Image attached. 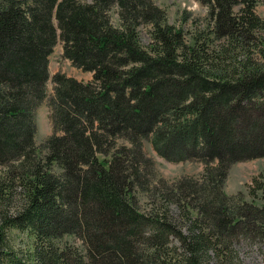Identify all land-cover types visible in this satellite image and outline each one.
I'll return each instance as SVG.
<instances>
[{
  "label": "trees",
  "instance_id": "1",
  "mask_svg": "<svg viewBox=\"0 0 264 264\" xmlns=\"http://www.w3.org/2000/svg\"><path fill=\"white\" fill-rule=\"evenodd\" d=\"M196 1L205 26L186 35L154 0H0V264H245L235 244L264 241V200L221 192L232 164L264 156V19L258 0ZM58 40L92 78L56 72L48 95ZM144 140L202 172L149 181ZM11 229L33 244L15 250Z\"/></svg>",
  "mask_w": 264,
  "mask_h": 264
},
{
  "label": "rangeland",
  "instance_id": "2",
  "mask_svg": "<svg viewBox=\"0 0 264 264\" xmlns=\"http://www.w3.org/2000/svg\"><path fill=\"white\" fill-rule=\"evenodd\" d=\"M154 2L165 10L169 23L181 27L186 35H188L189 31H193L196 28V23L198 22V27L203 28L205 26L206 8L196 0H154ZM240 5L235 6V9L238 10ZM255 12L264 19V0H258ZM184 15L187 16L186 21H183ZM113 20L114 23H117L115 15H113ZM146 28L147 26H144L140 32L141 44L144 47H148L150 42ZM49 72L50 76L55 72H63L68 76L82 80H88L91 77L90 72L74 66L68 58L62 55V43L60 40H58L50 55ZM46 89L48 95H50L53 91L51 78L47 81ZM49 114L50 108L47 99H45L35 110V142L37 145L42 143L52 133ZM143 150L146 156L153 161L152 168L143 170L144 178L149 181L159 179L160 182L165 181L171 187L176 180L197 179L203 170V163L196 160L172 162L161 158L148 140L143 141ZM1 176L5 178L6 174L4 173ZM165 182L160 183V186L163 187V184H166ZM263 185L264 156L232 164L225 175L221 192L227 196L242 198L241 200H245L248 203L254 202L257 204L264 200L262 196ZM133 193L135 195L134 201L137 207L139 206V209H151L152 199L144 194V190L137 191V189H134ZM170 208L177 210L175 204H172ZM10 234L13 237L15 250L26 249L34 242L33 238L26 232L18 231L17 229H11ZM242 239L235 244V247L239 250V256L243 263L264 264V241L257 240L252 242L248 239Z\"/></svg>",
  "mask_w": 264,
  "mask_h": 264
}]
</instances>
